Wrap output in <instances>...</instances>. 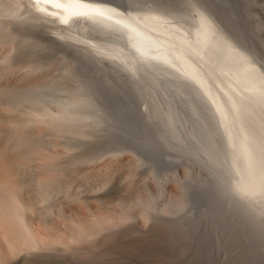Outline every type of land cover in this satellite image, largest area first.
Masks as SVG:
<instances>
[{"label": "rangeland", "instance_id": "1", "mask_svg": "<svg viewBox=\"0 0 264 264\" xmlns=\"http://www.w3.org/2000/svg\"><path fill=\"white\" fill-rule=\"evenodd\" d=\"M173 2L183 3L188 8L180 13L164 9L162 12L155 8L152 0H126L128 6L136 9L130 10L131 13L156 11L176 19L187 30L194 28L199 13L206 15L213 29L218 30L223 38L240 45L239 48L264 73V0H242V7L239 0ZM14 3L12 0L2 2L5 5L0 7V17L5 20L10 17L8 22L14 17L11 25L15 32L34 30V33L53 38L76 53L106 83L122 86L126 100L132 102L124 111L112 108L116 102L108 95L121 97L114 94L112 87H106V91L103 85L93 84L91 90L76 75L71 77L69 74L70 94L87 97L88 108L103 122L100 131L92 129L95 138L85 140L84 137V142L80 137L73 140L74 143L90 151L92 145L93 151L110 147H127L129 150L80 161L76 168L71 167L73 163L68 167L61 162L60 168L65 166L66 173L62 178L59 176L54 184L42 173L47 171V161L55 158L52 162H59L55 143L52 142L50 147L49 144L48 147L39 144L42 147L37 145L31 152L32 143L28 136L33 125L28 121L31 113L37 114L44 107L55 112L63 105L59 97L63 87L56 70L51 69L36 86L37 89H24L16 84L15 94H0V122L6 128H15V152L8 147L4 150L8 157L15 158V205L19 204L20 213L26 222L34 224L38 234L49 231L46 244L40 240L42 246L39 247L31 246L26 236H19L15 257H10L7 264H264L263 202L236 187L227 127L198 81L172 67V63L133 58L131 64L132 57L124 48L125 39L116 29L95 22L84 26V31L89 34L117 39L120 48L131 58L110 55L96 42H84L66 32L60 34L56 29L60 27L58 23L52 22L51 25L48 21H38L37 13L29 8L26 0ZM1 9L8 12L2 14ZM8 9L18 11L13 16ZM15 36L18 37V33ZM28 65L24 58L17 61L15 78L26 74L31 68ZM256 98L252 97L250 101V97H237L238 113L250 109L264 110V101L258 98V104L254 102ZM244 99L250 104H245ZM227 102L230 107V102ZM109 113L119 119H112ZM123 113L126 120L120 119ZM107 123L109 125L105 126ZM132 147H136L135 150ZM137 149L144 152L147 161L146 165L141 164L136 169L133 176L131 160L137 157L134 151L139 154ZM33 155L37 157L33 158ZM95 160H98L97 166V162L94 165ZM109 163L111 167L107 176H103L105 171L99 172L97 177L93 172H87L91 167L94 170ZM31 170L37 173H31ZM147 170L149 178H142ZM144 179L148 180L149 186L145 187ZM38 180L45 183V186L43 182L38 184L41 189L36 187ZM46 186L50 191V202L55 204L56 201L57 205L49 204V201L46 205L41 201L45 197L41 199L39 190ZM47 191H42L44 196ZM194 198L209 203L218 216L217 220L206 213L201 221H196L191 215ZM15 208L19 212L18 207ZM19 232L24 233L21 229Z\"/></svg>", "mask_w": 264, "mask_h": 264}, {"label": "bare ground", "instance_id": "2", "mask_svg": "<svg viewBox=\"0 0 264 264\" xmlns=\"http://www.w3.org/2000/svg\"><path fill=\"white\" fill-rule=\"evenodd\" d=\"M4 1L0 0V7L5 5L2 4V2L4 3ZM15 1L17 0H12V4H16L14 3ZM239 1H240V6L242 7V0ZM26 2L30 4L29 8L31 7V9L37 13L38 21L40 20H42L43 22L48 21L51 22V25L52 22L54 24L55 22L56 24L58 23V26L60 27L57 28L54 27V28H56L57 32H59L60 34L62 32H66L67 34L72 35L73 37L81 41L96 42L97 44L104 47L107 53L110 55L117 57H126V58L132 57L131 61H129L130 63L131 62L133 63L134 61L132 60L133 58L135 60L150 59L155 61L156 60L162 62L164 61L167 62V64L169 63L174 64V66L172 67H177V69L179 68L178 70H182L185 74L186 73L188 75L190 74L189 76L191 77V79L195 78L198 81L199 85L202 86L204 92L207 93V95L213 101V104L216 106L218 112L220 113L221 119L227 127L230 146H231L230 132L236 125H240V119L238 118L239 103H237L236 98L247 97L249 99L250 97L251 98L250 101H251L252 97L253 98L258 97L260 100L262 99L264 101V73L258 70V67L249 58V55L245 53L243 49L239 48L240 45L237 46L231 40H227L224 38L227 42H223V43L228 45V48L231 49V51L230 50L226 51V53L228 52V54L225 53V58L231 60L234 63V66L217 64L215 59L212 58L211 56L209 58L206 57V54H212L213 53L212 51H215L218 48V42L215 40L214 29L212 27L211 22L209 21V18L206 15L204 16V14L202 15L199 13L194 28L192 30H187L186 27H184V25L176 21V19H173L171 16L169 17L164 14L155 13L156 11L149 13H144V12L131 13L130 10H136V9L130 6H127L126 9H123L122 7L114 4L111 0H26ZM1 11L2 14H4V12L6 13L8 12L6 10L3 11L2 9ZM16 11L14 10V12ZM14 12H12V15L13 14L15 15ZM202 17H205L206 19L203 21ZM8 19H10V17L9 18L7 17V20ZM12 19L15 18L13 17ZM7 20H5V18L2 19V17H0V62L2 61L1 64L4 63L3 66H1L0 64L1 66L0 94H6V93L15 94V88H17L15 87L16 84L18 85V87L24 89L27 87L29 89L33 87H35L33 89H37L36 86H38L41 80L45 79L48 76L51 69L56 70V76L60 81L59 83H61L63 87V89L59 91V97L63 103V105H60L61 108L59 107V109H56L55 112H53V111H49L48 107L47 108L44 107L37 114L36 112L31 113L32 117L28 121L29 124L33 125L32 126L33 128L31 127L32 130L29 132V136H28L29 137L28 139L31 140L30 142L32 143L31 152H34L35 149L37 148V145L39 146V144L47 147H48L47 144H49L50 147L51 146L50 144L54 142L56 146L55 151L58 153L57 157L60 158L59 162L57 160L56 163H53L55 162L54 161L55 158L51 159L49 162L47 161L46 163L48 164V167H46L47 171L42 174H44L48 179L53 180L52 182L56 184L60 179V177L62 176V174L66 173L65 166L61 165L62 167L60 168L61 162L68 164L67 165L68 167H69V163L74 164L77 162L76 165L73 164L71 165V167L75 166L76 168L78 162L80 165V161L83 162L85 160L86 161L92 160L94 159L93 157L97 158L96 156H98L99 158L100 156L104 157L110 154L111 152L112 153L120 152V151L125 152L129 150L127 147H122V148L116 147L117 149L110 147L107 149L101 148L98 151H93L94 148L92 145L90 146L92 147V150L90 151V149L84 150L85 149L84 146L77 145L76 143H74V141H76L75 139L80 137H82L81 139L84 142L85 140L88 139L92 140L93 138H95L94 137L95 133L93 134L92 129L96 130L95 128H97L98 130L99 127H101V124L103 125V122L97 117V115L94 116L90 111V109L88 108V105H90V103L87 97H85L84 95H83L84 97H82L78 93L71 92L70 94L71 91L70 89L72 85H70L71 82L68 80V76L69 74L71 77L76 75L79 81H81L83 84H87L91 90L92 88H94L93 84L103 85L104 88L112 87L110 89L114 91V94L118 93L121 97H117L113 94H110L108 96L111 97L110 98L111 100L116 102L115 105L112 106V108L115 107L117 109H120L119 111H124L126 106H128V103L132 102L126 100L127 98H125L124 96L122 86L115 85L114 83L111 85L106 83L105 80H103V78L95 70L90 68V66H88L76 53H74L72 50L66 48L63 45L58 44L57 41L52 40L53 38L45 37L43 33L42 34L34 33L33 32L34 30L33 31L23 30V32H15V27L11 25V20L10 22H8ZM91 22L99 23L107 28L116 29L120 31L126 42L124 44V48L128 50V54L131 57L128 56V54H126V51L120 48L119 46L120 43L117 41V39L104 38L101 36H97L96 34H89L86 31H84L85 24L88 25L89 23L91 24ZM224 32H226V30H224ZM16 33H18V37H16L17 35L15 36ZM234 55L236 56L235 59H234ZM21 58L27 60L29 64L28 66H31V68L29 71H27V73L24 72L26 74H22V76L15 78V65L17 61L21 60ZM207 68H212L214 72L218 74L215 77L216 80H214V82L216 83L215 86H213L214 82L212 81V79H210L209 81L203 80V74ZM254 75L256 76L254 77ZM3 98H5V96H3ZM258 98H256L254 102L257 101L256 103L259 104V101L257 100ZM240 100L241 99L239 98L238 101L240 102ZM227 101L230 102L231 105L230 107ZM244 101L245 104H250L249 101H247L249 103H246L245 99ZM244 103L241 102V104ZM111 118L115 120L119 119L114 115H111ZM120 119L126 120V115L123 113L120 116ZM108 125L109 123H107V125L105 126ZM13 126H15V123ZM96 133H98V131H96ZM120 134L125 137V135H123L122 133ZM22 136L25 137V134H22ZM84 137H86L87 139ZM59 138L62 139L63 141L57 140ZM15 140H16L15 128L12 129L8 127L6 128L0 122V180L2 181L0 184V264H7L11 260V258L15 257V245L17 243L16 240L19 236H26L27 239L29 240L28 242L33 247L42 246L39 242L40 240L44 241V243L46 244V240L47 238H49L48 237L49 231L46 234L40 231L39 234L41 235H39L36 232L37 229L35 228L34 224L33 223L30 224L29 222H26V220L20 213L19 204L15 205L16 202L15 170H14L15 158L12 159L8 157L4 152L6 147L12 149L15 152V147L17 146V144L15 146ZM17 140L19 139L17 138ZM40 147L42 146H39V148ZM135 148L133 149L135 150ZM137 152L140 155L134 151V154H136L137 157L131 160L133 165V172L131 173L133 176L136 173V169L140 167L141 164L146 165V161H147L146 159L147 157L145 156L144 152L142 153L138 149ZM72 153H74V155H70ZM29 154L27 155V157H30ZM11 156H13V154H11ZM35 157L33 155V158ZM151 160H153V158ZM97 161L95 160L94 165ZM97 164L98 162L96 163V166ZM103 164H105V162H103ZM110 165L111 163L103 166H98L94 170L93 167H91L92 168L91 171H87V172L89 173L93 172L92 174L96 175L97 177V174H99V172L105 171L103 172V176H107V174H109L110 172L109 171L111 167ZM28 168H30V166ZM117 168L119 167L117 166ZM67 170H70V168ZM33 171L34 173L36 172L35 170H31V173ZM83 171L84 169L81 172L82 174ZM111 171L113 172V170ZM148 173L149 170L145 172L142 178H149ZM34 179L37 180L36 177H34ZM147 181H148L147 179H144L145 187L149 186ZM42 182L41 181L39 182V180L38 182L36 181L37 184L36 187L40 188L38 184L40 183L43 184L44 182L43 183ZM47 182L46 185H48ZM43 188L44 187H42V189ZM45 188H47V186ZM45 188L42 191L49 190L48 188L47 189ZM39 191L41 194V199L45 197L44 200H41L42 202H45L44 204L47 205L48 203L47 201H49V204L52 205H55L57 203L55 201L56 198H54L53 195L52 197L54 198L55 204L50 202V197H51L49 193L50 191L49 192L47 191L48 194L45 196L41 190ZM58 194L57 197L59 196ZM247 195L250 197L251 194L250 195L247 194ZM46 196L49 198L48 200H46ZM59 201L60 200H58V202ZM191 204H192L191 207H193V209L191 210L192 212L191 211L189 212L192 213L190 214L194 219H196V221L197 220L201 221L206 213H208L212 219H216L218 217L217 214L211 210L210 204L205 203L202 199L194 198ZM61 205L59 207H61ZM15 206L18 207L19 212L16 210L17 208H15ZM52 207L51 209H53ZM62 209L63 208H61V210ZM48 216H52V215L48 214ZM20 229L23 230L24 233L19 232ZM38 236L41 239L37 238Z\"/></svg>", "mask_w": 264, "mask_h": 264}, {"label": "water", "instance_id": "3", "mask_svg": "<svg viewBox=\"0 0 264 264\" xmlns=\"http://www.w3.org/2000/svg\"><path fill=\"white\" fill-rule=\"evenodd\" d=\"M111 1L123 9L128 6L126 0ZM152 4L157 9L179 13L188 8L187 5L183 3L178 5L173 0H152ZM205 19L202 17L203 21ZM214 36L218 42V48L212 51V54H206V57L211 56L217 64L234 66L231 60L225 58L226 51H231V49L223 43L227 41L215 28ZM215 77L216 73L212 68H207L204 71V81ZM238 118L240 125H236L230 132L231 146L229 150L230 160L235 171L236 185L241 190L260 199L264 204V110L250 109L248 112L239 113Z\"/></svg>", "mask_w": 264, "mask_h": 264}]
</instances>
